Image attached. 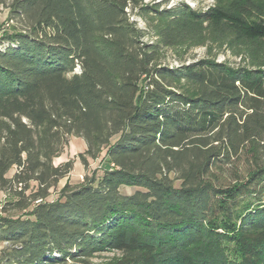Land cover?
Returning a JSON list of instances; mask_svg holds the SVG:
<instances>
[{
    "label": "trees",
    "instance_id": "16d2710c",
    "mask_svg": "<svg viewBox=\"0 0 264 264\" xmlns=\"http://www.w3.org/2000/svg\"><path fill=\"white\" fill-rule=\"evenodd\" d=\"M0 5V264H264V0ZM70 136L112 167L47 201Z\"/></svg>",
    "mask_w": 264,
    "mask_h": 264
},
{
    "label": "rangeland",
    "instance_id": "374dc122",
    "mask_svg": "<svg viewBox=\"0 0 264 264\" xmlns=\"http://www.w3.org/2000/svg\"><path fill=\"white\" fill-rule=\"evenodd\" d=\"M148 1H153V0H148ZM156 1H162V3L167 4L168 6L174 5L179 2H184L200 10L206 9L207 7L211 6L214 3V0H156ZM9 16H10L9 9L0 5V36L6 31H12L13 27L15 26L20 27L21 25L19 22H17L16 19L11 20ZM133 19L138 21L140 27L142 28L146 27L144 21L140 19L138 16H133ZM149 39L150 37L146 38V40ZM225 55L228 56V60L230 63H236L239 61V58H236L232 54H228V53L226 54L223 51H219L217 53V58L219 60H223L225 58ZM204 56H206V49L203 47L185 50L184 46H180L176 49H166L164 51L163 62L166 64L176 66L180 63L179 59L188 61L194 58H202ZM113 141H115V139ZM86 149H87V145L83 138L76 136H70L68 138V144L65 146L60 156L54 159V163L56 165H59L68 160H72L73 169L66 177L62 178L58 182V184L51 189V193L50 196L47 198V201H54L58 199L60 196V191L66 183H69L70 185L74 186L82 183L87 177L92 178L93 176H95L96 179H99L106 168H109L110 166L112 167V165L108 162L105 156V151L98 159L93 160L91 158H87L86 162H83L79 157V155L80 153H84ZM14 171L15 169L11 170L8 173V176H12ZM178 184L179 183H177V185ZM136 190L137 188L134 187H122L121 193L131 194ZM263 199H264V195H263ZM14 200H16L14 196L0 190V217L6 215L20 216L24 213L23 211H18L14 209L13 210L10 209L7 212H3L4 206L8 202ZM5 245L7 246V244H0V255ZM119 256L120 254L117 252L99 253L91 259V264H106Z\"/></svg>",
    "mask_w": 264,
    "mask_h": 264
}]
</instances>
